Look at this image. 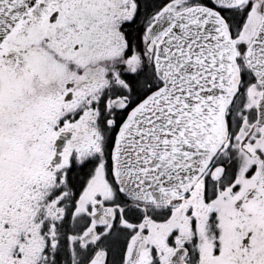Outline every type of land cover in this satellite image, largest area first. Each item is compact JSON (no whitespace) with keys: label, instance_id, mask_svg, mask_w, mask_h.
I'll return each instance as SVG.
<instances>
[{"label":"snow or ice","instance_id":"obj_1","mask_svg":"<svg viewBox=\"0 0 264 264\" xmlns=\"http://www.w3.org/2000/svg\"><path fill=\"white\" fill-rule=\"evenodd\" d=\"M0 264H264V0H0Z\"/></svg>","mask_w":264,"mask_h":264}]
</instances>
